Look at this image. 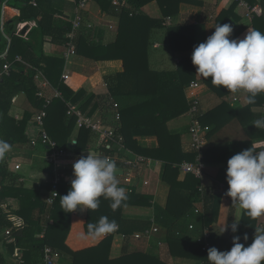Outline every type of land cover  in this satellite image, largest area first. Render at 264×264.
Segmentation results:
<instances>
[{"label": "crops", "instance_id": "1", "mask_svg": "<svg viewBox=\"0 0 264 264\" xmlns=\"http://www.w3.org/2000/svg\"><path fill=\"white\" fill-rule=\"evenodd\" d=\"M6 1L7 0H3L1 5L0 17L2 23L0 31L2 36L8 35L5 33V23L16 15L15 12L7 6ZM78 1L52 0V3L56 10L72 19ZM197 1L198 4L181 3L178 7V12L174 15H170V24L166 25L164 23L166 16H163L161 13L156 0H148L138 9H133L125 0H112L113 5L119 4L120 7L122 6L130 10L132 9V11L128 13V17H138L132 20L129 19L125 24L119 26L120 22L118 17L107 12L100 3H97L94 0H88L86 11L83 13V24L78 30V33H80L84 39V43L80 47V50H76L75 53L70 56L68 61H66L62 55L64 45H58L47 40L43 44V51L46 56L64 59L61 75L65 73L68 77L65 79H62L61 77V80L73 91L81 89L84 102L82 104L79 102V105L83 107L82 112L89 118L100 120L105 126L113 128L116 135L122 136L116 131L118 121L116 122L113 118H115L117 112L120 113L118 108H122V106L117 104V107H114L113 105L110 111L105 112L106 105L103 97L108 93L106 78L122 72L124 65L122 60L117 56L110 59L102 57L105 55L104 47L115 44V42L118 41L119 33H121L122 37L121 42L124 37H127L128 42L131 40V43L133 44L138 43L135 50L142 49L145 51L146 64H142L141 59L143 58H140L141 66L137 68L142 77L140 83L142 91L156 89L153 87L156 86L155 81L149 85L150 82L147 80L150 74L149 70L169 73L168 75H163L162 82L157 86V91L155 90L157 96H160V99L158 97V100L154 102V106H161L163 102H165L164 104H167L166 101L170 100L175 103L182 97L188 104L190 103L191 98L196 97L198 99L200 115L208 122L212 131L210 135L208 134V144L206 147V151L209 153L208 162L205 161L206 165L204 168V174L202 179L199 180V184L206 193H212L213 195L219 193L220 195L218 196L215 205V218L210 224L211 228L209 227L211 232L216 230L220 233V229L225 223H227L231 198L220 193L216 189V185L218 184L216 178L218 174L222 172V169L225 166V161L219 160L223 154H217L215 150L225 147L228 143L242 140H251L252 147L255 149H257V144H262L261 141L264 143L263 138L252 140L253 136L251 134L253 131L257 132L264 130L257 129L252 125L256 119L264 117V103H262V105L247 107V103H245L246 94L243 92L237 94L228 92L219 95L204 82V78L196 73V67L192 63L189 65H182V63L187 58L191 59L194 46L203 42L214 32L216 16L221 9L229 10L231 8L229 11H231L232 15L229 16L226 23L233 25L232 35L239 29H243L242 32L235 37L243 39L247 30L251 29L252 17L254 13H256L258 6L255 4L249 5L246 0L239 1H244L249 9L239 5V1L237 3V0ZM254 1L257 2L258 0ZM29 21L35 23L32 27L36 26V20ZM153 22H155L156 26L152 24ZM32 27H30L27 33ZM177 28L184 30L183 33L189 35V45H193L191 48L190 46L179 48V46L176 45L177 48L174 50L171 47V39L175 38V34L179 30ZM27 33H25L24 37H26ZM20 36L23 35L20 34ZM94 47H96V49L93 51L92 49ZM111 53L117 54L118 52L112 51ZM96 57H99L100 59H97ZM186 72L189 73L188 77L191 75L192 77L190 78L189 83L184 85L181 89V83L187 77ZM44 79L47 80L48 84L43 87L42 84ZM35 80L38 88L37 93L40 90H43L44 95L50 97L51 101L56 99L52 94L57 88L51 85L42 70L38 69L36 71ZM192 81H197L198 86L195 88H188ZM146 85L150 88H144ZM37 93L36 95L42 98L45 102V98L39 96ZM67 102L70 101H66V103ZM129 102L131 105L130 107L133 108L132 111H137L138 108L141 107V105L136 103L133 99ZM44 106L45 103H43L42 107L46 108V106ZM40 111L41 110L34 108L28 97L23 93H18L12 98V108L8 114L9 119L7 120V127L11 132H14L15 130L17 137L20 139L14 142L11 151L7 153V169L9 174L7 180L9 184H13V187L18 188V190H13L15 193L7 198L5 204H2V208L6 215L10 214L21 219L22 217L14 214V212L20 207L21 199H23V196L25 195V192L22 193V191H31V195L34 196L35 194V197L39 196L40 199H43L48 194L52 178V167L45 158L47 147L41 145L39 142L34 145L30 142L31 138H34L38 134L35 117ZM27 113H30V117L25 120ZM21 121L24 125L21 126V130L18 128L17 131L16 128L17 126H20L19 123ZM61 122L62 120L59 121L58 118L52 119L53 125H60ZM190 122L191 118L188 114V110L183 115L169 119L166 122L167 129L179 137V148L185 153H189L188 149L191 141L189 133ZM85 129L90 130L88 128ZM78 131L79 127L75 121L74 127H72L70 134L67 136L68 145L71 144L73 140L76 141ZM90 132L97 135V133L92 130H90ZM134 139L142 148L154 149L159 145L156 136L152 134H138L134 136ZM121 144L123 145V149L120 150V155L133 157L139 154L124 146L123 137ZM113 149L116 151L117 146H114ZM261 150L262 149L257 151ZM87 154L100 155L99 149H86L79 154L73 153L71 158L67 159L65 162L64 171L66 176L64 180H62L63 182L70 183L73 179V163ZM146 157L151 158L154 163L151 164L150 167L141 166L137 169L130 170L129 174L132 177V182L126 181L127 170L123 171V166L117 164L118 170L123 171V174L117 176L119 186L125 188L126 194L132 191V186H135L137 192L152 196V206L138 207L125 205L123 207L122 218L118 224L117 233L114 234L110 246L109 258L115 259L119 257L122 253V246L125 243L128 252H145L154 255L169 264H203V262L199 260L177 258L170 255L167 239L172 233H176V235L181 233L182 238L195 242L197 241V236H199L204 225H202L201 218L194 213L192 214L191 210L187 213L189 215H183L174 227L171 225L166 229L157 223L155 219L154 205L157 204L162 208L165 207L170 188L161 177L163 172L162 161L158 158H152L150 156ZM180 163H176L175 166L178 167ZM16 165H19V167L16 168ZM185 176L186 174L179 170L178 180L182 181ZM136 179H138L137 184L135 183ZM145 181H147V183H144ZM62 186H64V183L61 184V187ZM19 189L22 191H19ZM23 203L26 208L28 207L30 209L31 216L36 218L39 212V207L37 205L38 201L34 198H30L25 199ZM196 203H198V201L193 204L192 208H194ZM47 206L51 207L49 205ZM242 215L243 210L238 204H236L233 220L234 218H239L241 222ZM85 218L86 210L80 211L78 208L76 211L71 212L69 220L70 228L65 238V245L70 250L77 251L95 246L106 236L105 234L93 238L83 235L86 233L84 230ZM22 220L25 222L24 219ZM240 222L237 232L232 233L230 231L228 235L231 238L234 235H238L241 237L240 241L243 242L242 236L244 234L240 233ZM190 223L194 224L192 230L188 228ZM261 226H264V216L258 218L256 228ZM146 230L150 231L148 237L144 235L141 238L134 237L135 234H144ZM254 232L255 230L251 236L248 235V242L250 244L252 243ZM225 234L226 231L220 235ZM23 251L24 250L21 249L16 257L10 256L5 250H3V254L8 262L21 264L23 263V255L25 252ZM58 251L60 252V258L57 261V264H73L70 254L64 250Z\"/></svg>", "mask_w": 264, "mask_h": 264}, {"label": "trees", "instance_id": "2", "mask_svg": "<svg viewBox=\"0 0 264 264\" xmlns=\"http://www.w3.org/2000/svg\"><path fill=\"white\" fill-rule=\"evenodd\" d=\"M3 1V0H1ZM35 1V5L31 2ZM78 1V0H77ZM100 3L103 8L118 17L120 25L125 24L129 19L138 18L137 16L128 17V13L132 9L113 5L112 0H94ZM133 9H138L143 3L148 0H125ZM160 7L163 16L174 15L178 12V7L181 3L198 4L197 0H156ZM239 0H237L238 3ZM249 5H257L256 13L252 17L251 29L255 28L264 32V0H246ZM7 6L15 12V16L9 19L5 23V33L10 36V43L7 45V40L4 36L0 39V54H2L8 46L6 59H1L2 64L5 61L11 62V70L8 76H4L0 80V137L7 140L11 146L19 140L17 133L11 132L8 129L7 120L8 114L12 108V98L18 94L23 93L32 102L35 109L46 111L44 117V128L49 136L56 141L57 146L71 151L72 153L79 154L86 149H103L104 138L101 135H94L90 130L85 128H79L78 135L76 137V145L74 148H70L68 145L67 136L70 134L72 127L75 125V117L66 115V101H70L78 106L81 111L83 107L79 105L84 102L82 98L81 89L78 91L71 90L61 80V73L64 65V59L57 57L46 56L43 51V44L45 41H50L58 45H64L67 41L66 33L70 30L72 25V19L65 16L62 12H59L53 7L52 0H7ZM112 9V10H111ZM231 9V8H230ZM229 9V10H230ZM221 9L216 16V25L226 23L229 16L232 15L231 11ZM234 17V16H233ZM36 20V26L32 27L27 33L26 37L15 34L16 26L19 22ZM154 26L155 22L152 23ZM158 25V24H157ZM121 29V28H120ZM175 34V38L171 39V47L176 50L179 48H186L189 45V35L183 33L184 30L180 28ZM176 30V29H175ZM243 29H239L231 38H235ZM120 32V31H119ZM121 33L118 35V41L115 44L104 47L105 55L102 58L119 57L124 65L122 72L116 73L107 77L108 93L103 97L106 105L105 112L110 111L114 103L122 106L118 108L120 112V119L116 120V131L123 137V144L125 147L130 148L136 153L150 156L152 158H158L162 161L163 172L161 174L162 180L169 185V193L167 202L164 208L154 205L155 219L157 223L164 228L173 227L179 222V219L191 210L193 214V204L202 200L204 203V214L198 215L201 218L202 225L210 227V224L214 220L216 214L215 205L218 200L219 193L212 194L206 193L202 188L200 190L199 179L191 174H186L182 181L178 180L179 168L176 163H180L184 160L192 161L194 158L193 153L182 152L179 148V137L171 133L167 127L166 122L169 119L176 118L187 112L189 104L183 99V97L177 102L172 100L166 101L167 104L161 106H154V102L160 99L157 96V86L163 80V75L169 73H162L149 70V78L147 79L151 85L155 81V90L142 91L141 89V75L137 68L142 64H146V54L142 49L135 50L138 43L133 44L131 40L127 41V37H124L121 42ZM84 39L80 33L77 34L75 39L76 50H80L83 45ZM193 45L190 46V48ZM96 47L92 50L94 51ZM118 52L112 54L111 52ZM16 56L22 58V62L16 61ZM100 59L99 57H96ZM191 59L187 58L183 61L182 65H189ZM40 69L43 71L46 78L49 80L52 86L57 88L61 92V97L56 98L50 102L46 108H43L44 100L36 95L37 84L35 80L36 71ZM172 73V72H171ZM189 73L186 72V78L181 83V89L184 85L190 81ZM204 82L217 94L223 95L228 93L224 88H219L211 82V77L204 79ZM150 88V87H144ZM133 99L136 103H139L141 107L138 110H133L130 106V100ZM172 102V103H171ZM264 103V93L256 97L255 103L247 104L248 106L262 105ZM54 112H53V111ZM30 117V113H27L25 120ZM114 117V116H113ZM58 118L62 120L60 125H53L52 119ZM200 121L204 125H208V122L199 115ZM13 119V118H10ZM23 120V119H22ZM24 121V120H23ZM20 129L23 126L21 121ZM57 125V126H56ZM14 128V127H13ZM22 129V128H21ZM20 129V130H21ZM212 131L210 130V133ZM152 134L155 135L158 140V147L154 149L142 148L138 145L134 136L138 134ZM209 133V135H210ZM252 140L264 139V130L252 132ZM252 147L251 140H242L226 144L225 147L215 150L217 154H223L219 160L225 161V166L217 176L218 182H222L227 185L226 182V166L227 160L236 153ZM255 151L257 149L253 148ZM107 152L110 150H106ZM206 151V150H205ZM213 153V152H212ZM208 151L205 152V161L208 162ZM7 154L4 160L0 161V264H14L8 262L3 254V250L7 251L12 257H16L19 251L24 250L23 263L21 264H42V250L45 246H50L56 250H64L72 257L73 264H169L160 260L158 257L137 251L128 252L127 246L124 243L122 246V253L115 259L109 258L110 246L114 234L117 231L106 234V236L95 246L87 247L81 250L73 251L65 245V238L69 232L70 224L69 220L71 213H66L61 208L60 196L66 195L70 183L60 182L58 188V196L53 204L48 207L45 198L40 199L39 196L35 197L31 195V191L25 192L23 199H21L20 207L14 212L25 220L23 227L15 228L12 222L6 217V213L2 208V204H5L7 198L13 195V184L8 183V169H7ZM67 160V159H66ZM64 180V179H63ZM64 186L61 187V184ZM21 193V194H22ZM128 199L121 207L113 210L110 207L111 201L100 197V205L97 210H86V218L84 223V230L87 231L88 223H97L99 219L107 217L109 220H115L117 224L120 223L122 218V211L125 205L138 206V207H150L152 206V196L142 194L136 191L135 186H132V191L127 193ZM34 198L38 201V215L33 218L30 209L26 208L23 201L25 199ZM27 201V200H26ZM236 204H230V210L228 213L227 223H231L234 215V208ZM43 216V218H42ZM258 218H249L243 210L242 220L240 222V233L252 235L256 228ZM6 230H10L7 235ZM230 230L226 231L225 235H220L216 230L211 233L210 243L211 247L215 246L220 251L229 250L232 247V238L228 235ZM41 234H43L41 236ZM170 255L177 258H184L189 260H199L203 264H208L207 250L201 249V244L197 241H189L182 238L181 233L176 235L172 233L167 239ZM240 243H242L240 241ZM243 244V243H242ZM247 242L245 246L249 245Z\"/></svg>", "mask_w": 264, "mask_h": 264}, {"label": "clouds", "instance_id": "3", "mask_svg": "<svg viewBox=\"0 0 264 264\" xmlns=\"http://www.w3.org/2000/svg\"><path fill=\"white\" fill-rule=\"evenodd\" d=\"M233 25L217 24L214 32L203 42L194 46L191 62L202 78L211 77L213 85L233 94H246L245 103H255L256 97L264 93V32L248 29L243 39L231 38ZM264 129V117L253 124ZM71 143L76 144L73 140ZM11 144L0 137V161L11 151ZM73 179L66 195L60 196L61 208L66 213L97 210L100 197L111 201L113 210L127 201L125 188L119 186L117 164L107 156L87 154L72 165ZM226 195L238 204L251 219L264 216V150L244 149L227 160ZM82 206V207H81ZM239 218L225 223L220 229L236 233ZM118 229L115 220L101 217L97 223H88L83 235L97 237ZM246 241L247 235L243 237ZM241 237H232V247L220 251L215 246L207 249L208 264H264V227L255 228L252 243L245 246Z\"/></svg>", "mask_w": 264, "mask_h": 264}, {"label": "built area", "instance_id": "4", "mask_svg": "<svg viewBox=\"0 0 264 264\" xmlns=\"http://www.w3.org/2000/svg\"><path fill=\"white\" fill-rule=\"evenodd\" d=\"M35 5V1L31 2ZM88 4V0H79L76 4L75 13L72 18V25L70 30L66 33L67 41L64 44V50H63V57L66 61L70 58L71 55H73L76 51L75 48V38L78 34V30L81 28L83 24V13L86 11V7ZM241 6L246 7V9H249L248 5L244 1H239L238 3ZM170 16H167L165 18L164 23L166 25L170 24ZM2 23V22H1ZM27 25V31L30 29V27L34 26L35 23L33 21L29 22H22L18 23L16 26L15 34L19 35L20 31L23 29L24 26ZM25 33L22 34L25 36ZM7 40V45L10 43V37L8 35L4 36ZM8 51V46L6 47L5 51L0 54V60L6 59V54ZM16 61L22 62V59L20 56H16ZM11 70V62L5 61L2 64L0 63V80L4 76H8ZM62 79H65L68 77L67 74L63 73L61 75ZM44 78V77H43ZM48 82L46 79H44V82L42 86L44 87L47 85ZM198 86L197 81L190 82L188 88H195ZM39 96L45 98V106L49 105L51 102L50 97H46L44 95L43 90H40L37 93ZM52 96L54 98H60L61 92L57 89L53 91ZM44 106V107H45ZM67 109H66V115L71 117H75L76 124L79 128H88L92 130L93 132L97 133L98 135L103 136L104 138V147L105 150H99V153L101 156H107L110 157L112 160L116 162V164H121L122 170L126 172V181L132 182V177L130 176L129 172L130 170L137 169L141 166H148L150 167L151 164L154 163V161L151 158H148L146 156L137 154L133 157H125L123 155H120V150L123 149L122 142V136L116 135L115 131L111 127L105 126L100 120H93L86 116L79 107H77L75 104L71 102L66 103ZM114 107H117V103H114ZM188 114L190 115L191 122L189 126V133L191 137V141L189 144L188 152L193 153L194 158L192 161H184L178 165V168L180 172L184 174H191L197 179L201 180L204 174V168H205V150L208 144V134L210 133V126L204 125L199 120V109H198V99L196 97H193L190 99L189 108H188ZM46 116V111L42 109L35 117V124L38 128V134L31 138L30 142L31 144H35L39 142L41 145H44L47 147V154L45 156L47 162L52 166V178L50 181V187L48 194L45 198L46 203L48 205L53 204L55 199L58 196V188L59 183L65 178V162L66 159L71 158L73 153L69 150H66L64 148L58 147L55 140H53L47 133V131L44 128V117ZM120 114L117 112L115 115V119H119ZM114 146H117V150L114 151ZM110 150V152L106 151ZM19 165H16V168H18ZM144 183H147L145 181ZM200 190L202 189V186H199ZM216 189L226 195V192L228 190V185L218 182L216 185ZM227 196V195H226ZM230 198V197H229ZM193 213L196 215H203L204 214V205L203 201L200 200L198 203L195 204L193 208ZM7 218L12 222L13 227L15 228H21L24 225V222L21 218L15 217L13 215L7 214ZM264 227V226H261ZM188 228L192 230L194 228V224L190 223L188 225ZM10 233V230H6V234L8 235ZM211 230L209 227L204 226L199 234L197 236V242L201 244V249L203 251L207 250L211 247L210 243V237H211ZM150 234L149 230H146L143 234H135V238H141L143 235L148 237ZM43 234H41L42 236ZM60 258V252L56 249L51 248L50 246H45L42 250V264H57V261Z\"/></svg>", "mask_w": 264, "mask_h": 264}, {"label": "water", "instance_id": "5", "mask_svg": "<svg viewBox=\"0 0 264 264\" xmlns=\"http://www.w3.org/2000/svg\"><path fill=\"white\" fill-rule=\"evenodd\" d=\"M1 5H2V1L0 0V14H1ZM0 29H1V17H0ZM26 29H27V27L25 26V27H23V29L21 30V34H24V32L26 31ZM2 38V33H1V31H0V39ZM69 147L70 148H74L75 147V144L74 143H71V144H69ZM118 172H119V174H123V171H121V170H118ZM136 184L138 183V179H136V182H135ZM245 236V234L242 236V240H243V244H246L248 241H249V237H248V235H247V237H248V239L245 241L244 240V237Z\"/></svg>", "mask_w": 264, "mask_h": 264}, {"label": "rangeland", "instance_id": "6", "mask_svg": "<svg viewBox=\"0 0 264 264\" xmlns=\"http://www.w3.org/2000/svg\"><path fill=\"white\" fill-rule=\"evenodd\" d=\"M261 143H262L261 145H258V144H257V150H260V149L263 150V148H264V145H263V144H264V143H263V141H261ZM141 185H142V183H141Z\"/></svg>", "mask_w": 264, "mask_h": 264}, {"label": "bare ground", "instance_id": "7", "mask_svg": "<svg viewBox=\"0 0 264 264\" xmlns=\"http://www.w3.org/2000/svg\"><path fill=\"white\" fill-rule=\"evenodd\" d=\"M25 27V26H24ZM20 34H21V31H20ZM52 167V166H51ZM47 196V195H46Z\"/></svg>", "mask_w": 264, "mask_h": 264}]
</instances>
